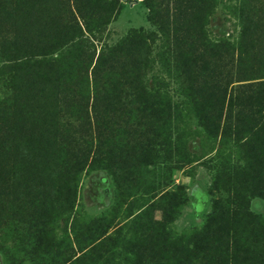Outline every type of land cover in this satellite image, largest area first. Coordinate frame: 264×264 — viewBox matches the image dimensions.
Segmentation results:
<instances>
[{
  "label": "rangeland",
  "instance_id": "1",
  "mask_svg": "<svg viewBox=\"0 0 264 264\" xmlns=\"http://www.w3.org/2000/svg\"><path fill=\"white\" fill-rule=\"evenodd\" d=\"M176 1L0 0V264H264V0H197L204 65ZM134 32L150 36L145 80L81 97L68 69L91 84ZM40 131L68 141L59 172L12 177L53 150Z\"/></svg>",
  "mask_w": 264,
  "mask_h": 264
},
{
  "label": "trees",
  "instance_id": "2",
  "mask_svg": "<svg viewBox=\"0 0 264 264\" xmlns=\"http://www.w3.org/2000/svg\"><path fill=\"white\" fill-rule=\"evenodd\" d=\"M182 2H185V4H189L187 10L191 13L190 16H188V14H185L183 16L184 23L190 30V38L192 40V47L189 50V54H193L194 61H199L202 63V65H204L206 63L204 57L208 55L207 50L210 49L211 45L215 46L212 42H209L205 39V33L202 29L204 26L203 19L206 15V12L211 10L212 4H203L201 1L198 2L197 0H177L176 4H180V6H182ZM147 40H150V36L147 37L144 36L141 32H134L127 40L122 42L119 47L108 48V50H106L107 57L104 59V61H102L104 57L102 58V55H100L99 53L96 62L91 69V84L88 81L89 74L85 75L84 73L85 66L79 60H76V62L70 67V69H68L67 74L69 75L72 73L73 75V73L77 72V76H75L74 79L75 81H81V97L84 96V93L91 94V92H89L90 89L96 87L100 83L99 80L103 78L105 79L103 83L106 84V88H109V90L111 89L110 87H112L111 84L116 80L122 81L123 79L127 83L129 79H134L136 80V82H139L141 84L143 79L145 80L146 78L145 70H147V68L154 63V59L151 57V52H149V49L147 48ZM84 43L85 39H80L78 40L77 44H79V47H83ZM198 47H201V49L198 50ZM186 60L187 59L183 61L184 67H187ZM198 74L203 77L205 73L200 72ZM208 75L210 76V79L212 81L216 79V77H214L213 71L211 72V74L208 73ZM158 80L161 79L152 77L151 83H158ZM31 82L32 81H28L27 79L20 84L19 95H26L29 92L34 84V82ZM184 103L187 104L186 101ZM146 110L155 114V116H157L159 112L157 107L148 108ZM108 132L109 137L111 138H116L119 134L122 133L120 129H113L109 130ZM38 135H40V141L44 143L46 142L47 146L53 144V150H49V156L46 151L44 153V156L40 155L36 160L32 156L29 158H25L21 163V166H15L12 168V177L16 176L18 172H20L21 174H25L27 165L33 164L39 167L38 169L34 170L35 176L38 179L55 178L53 176L56 175V172L58 171V164L56 160L63 156L62 153H64L63 148H59L56 145L58 143H67L68 141L57 132L50 134V132L47 133L46 131H40ZM53 160L55 161L53 162ZM67 173V175H69L68 171ZM65 208H70L69 204L61 208L62 210H65L61 214H65L68 211ZM43 233L44 231H39V240H42L41 235ZM75 235L76 234L74 233V236ZM39 246L40 244L38 245V247ZM65 262L68 264H86L83 263L82 260H80L78 257L69 259Z\"/></svg>",
  "mask_w": 264,
  "mask_h": 264
}]
</instances>
